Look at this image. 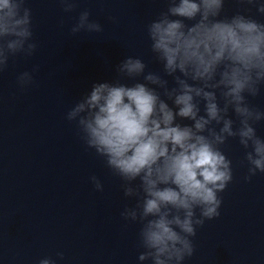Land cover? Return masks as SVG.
Segmentation results:
<instances>
[{
  "label": "clouds",
  "instance_id": "1",
  "mask_svg": "<svg viewBox=\"0 0 264 264\" xmlns=\"http://www.w3.org/2000/svg\"><path fill=\"white\" fill-rule=\"evenodd\" d=\"M60 3L65 13L77 7L76 0ZM239 3L229 16L225 0H166L146 25L162 71L128 55L115 65L114 79L92 83L66 113L86 149L122 181L124 197L135 199L120 215L140 225L141 264H184L194 255L197 229L220 216V193L234 178L223 150L230 140L245 150L244 181L264 174V137L256 127L264 109L252 103L264 94V22L248 14L254 8L264 17V2ZM91 15L79 13L73 36L104 31ZM38 46L27 0H0V75L17 58L34 56ZM39 70L33 65L20 72L18 88L34 86ZM89 181L104 191L96 175ZM37 264L57 260L44 257Z\"/></svg>",
  "mask_w": 264,
  "mask_h": 264
},
{
  "label": "water",
  "instance_id": "2",
  "mask_svg": "<svg viewBox=\"0 0 264 264\" xmlns=\"http://www.w3.org/2000/svg\"><path fill=\"white\" fill-rule=\"evenodd\" d=\"M76 3L65 13L60 0H27L38 49L0 75V264H37L44 257L57 264H141L140 225L120 215L135 199L124 197L122 181L86 149L75 122L65 117L92 83L114 79L115 65L128 55L162 71L146 25L166 0ZM241 7L239 0H225L224 14ZM86 9L104 31L73 36L70 29ZM248 14L264 22L254 8ZM33 65L40 66L36 84L21 91L16 77ZM252 103L264 109V94ZM256 127L264 137V122ZM223 150L233 161V181L220 193V216L197 229L195 253L184 264H264V174L245 182V150L237 140ZM92 175L103 192L94 189Z\"/></svg>",
  "mask_w": 264,
  "mask_h": 264
}]
</instances>
